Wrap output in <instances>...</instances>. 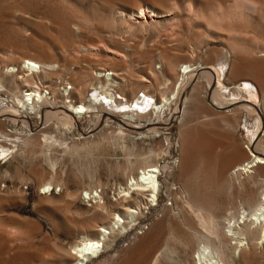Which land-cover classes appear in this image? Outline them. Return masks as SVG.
<instances>
[{
	"label": "rangeland",
	"instance_id": "rangeland-1",
	"mask_svg": "<svg viewBox=\"0 0 264 264\" xmlns=\"http://www.w3.org/2000/svg\"><path fill=\"white\" fill-rule=\"evenodd\" d=\"M241 1L0 0V68L9 65L19 66L20 60L28 56L36 59L38 57L40 60L46 58L44 61L55 64V70L58 63L90 81L96 71H113L118 81L127 84L121 92L114 89L118 100L124 102L125 99L129 100L131 91L140 87L139 81L146 80L148 84L146 81L144 83L149 85L148 79L155 71H160L161 62L164 64L173 62L172 64L177 66V72L184 63L192 64L194 67H201V64L205 63L203 68L216 75L218 67L215 66V60L220 53L224 62L226 52L230 47H234V44L239 51L241 50L239 54L246 57V49L252 48L258 42L264 43V37L260 34L261 22L257 16H254L255 18L242 16L241 20L240 15L227 13L229 6L232 7ZM140 8L144 9V16L141 15ZM151 9L154 13L150 12ZM258 21L260 23H257ZM249 60L253 62L252 59ZM255 60L254 63L262 64L261 60H259L261 62ZM227 69L228 66H225V73ZM242 74H245L244 71ZM69 76H66V79ZM236 78L238 81L246 79V76L239 73ZM190 79H184L178 95L182 88L189 87ZM196 80H199V85L189 103L187 102L186 115L180 122L181 126L176 119L182 115L184 106L174 98L177 92L175 90L170 96L167 108L162 113L153 115L152 121H145V124L160 122L157 126L161 131L153 134L146 128L141 129L140 126L145 125L142 122L137 127L139 126L140 131H145L147 136L137 135L133 138L135 152L146 154L148 149L156 148L158 144L164 146L163 157L155 160L160 165L162 175L159 179L164 185L159 204L151 203L150 207L147 206L140 218L117 233L114 244L111 243L107 248L103 247L100 258L90 264H101L104 261H107L105 264L109 262V264H193L191 262L193 240L189 228H185L181 220L184 218V221L187 220L186 222L192 225L196 222L190 213L182 210L184 200L181 198L185 196L181 192L182 188L188 186L191 189L189 193L191 200L197 201V197L202 200L203 196L207 204L204 198L200 203L205 202L204 206L213 214L223 217L240 212V202L237 198L239 195L264 191V184L258 177L257 184L256 179L248 178L247 174L237 178L246 184L242 191L237 186V180L229 187L225 181L218 180L215 174L220 163L218 158L216 159V148H221L218 151L219 155H225L236 144L244 148L254 146L255 140L252 138L249 140L246 132L255 131V120L248 116L245 110L237 112L236 107L248 105L259 109L260 93L253 85L245 86L242 82L228 86L232 80L228 75L220 78L221 84L217 83L216 77L210 85L205 78L198 76ZM10 82L11 78H7L5 86L8 87ZM90 83L94 86L87 87L91 92L85 93L83 101L96 105L97 113L77 116L71 126H59L60 128L57 126L59 128L57 130L53 119L52 124L55 127L51 124L47 127V133L58 137L57 139L66 145L79 144L84 141L82 137H90L93 134L94 140L103 133L112 137L118 132L120 121L125 119L114 115V109L107 104L102 105L100 101L92 99L93 87H97L99 91L104 88L102 83L94 81ZM147 85L142 88L140 94L158 102L160 98L158 93ZM178 85L177 83L175 89ZM162 88L165 87H160ZM232 88L237 94L230 91ZM215 89L225 94L224 99L217 96V100L222 101L220 106H215L212 102ZM187 91L185 98L189 96L190 88ZM0 101L6 103L0 102L1 120L5 118L4 107L12 109L13 105L9 99ZM18 116L24 117V113L9 112V117L15 119V123L0 121V151L2 147L5 151L8 149V152L0 156V264H60L63 261L61 257L63 251L74 245L79 232L82 229H91L87 227L102 222L101 217L95 213L91 214L92 211L88 213L86 202L75 200L76 194L87 187L95 188L101 184L107 199L114 200L115 197L112 198L114 195L118 197L120 186L126 184V179L117 170L118 162L122 164L124 162V153L120 146L124 143L129 145L132 139L127 137L120 140L121 143L116 141L117 146L115 142L109 141L103 148L89 155L82 151L78 154L71 153L64 149V145L46 146L37 134L34 136L35 144L27 147L19 140L21 135L28 134V130L22 124V118ZM27 121L32 129H39L43 125V120L38 117H27ZM179 133L182 137L190 133V137L194 136L193 138L197 142L201 141L203 146L202 148L197 145L196 149L194 148L188 164L189 170L187 169L186 176L181 180L174 176L180 158L176 143ZM260 139L264 150L263 132L255 144ZM233 172V169H229L226 176L234 174ZM249 172L253 175V170ZM51 179L59 184L53 189L52 195L44 199L41 194L42 185ZM193 181L195 187L192 193ZM175 188L180 191V196L172 198L166 196L168 189ZM230 203H234L235 206ZM166 206L171 207L172 217L169 222L163 214ZM161 223H164V228L158 229L159 225L163 227ZM200 230L203 231L202 228ZM220 231L226 232L227 229L220 228ZM202 234L206 233L203 231ZM144 238L150 239L139 251L131 255L130 249ZM224 241L226 244L230 242L223 249L227 257L231 258L228 257V260L232 264H264V260L253 256L250 250L239 253L238 249L232 248L235 241L229 239ZM230 245L231 248H228ZM140 254L145 259L144 263L139 259L142 258ZM187 255L191 260L188 261ZM111 256L113 259L109 260Z\"/></svg>",
	"mask_w": 264,
	"mask_h": 264
},
{
	"label": "bare ground",
	"instance_id": "bare-ground-1",
	"mask_svg": "<svg viewBox=\"0 0 264 264\" xmlns=\"http://www.w3.org/2000/svg\"><path fill=\"white\" fill-rule=\"evenodd\" d=\"M228 8L232 9H229V12L227 13L230 14V12H232V14H235L236 16L240 15V19L242 18V16L253 18H255L254 16H257L259 18V21L261 22L260 34L264 37V0H242L240 3H237L232 7L229 6ZM139 10L141 15L144 16V9L140 8ZM190 10L192 9L190 8ZM150 12L154 13V10L151 9ZM259 21L257 23H260ZM233 46L234 47H230L228 52H226V58L224 62L223 57L221 56L222 53H220L215 60V66L218 67V69L216 70V75L203 68V65H205V63L201 64V67H194V65L192 64L184 63L180 66V70L177 72V66L172 64L173 62L170 64H164L161 62L159 66V68H161L159 69L160 71H155L150 79H148L150 80L149 85H147L148 82L146 80L139 81L140 87L138 89L135 88L137 90L131 91L129 100L125 99L124 102L118 100V95L116 97V92L114 91V89H117L121 92L122 90H124L127 84L125 85L123 81H118L117 75L113 71H96L93 73L92 78L89 77L91 78L90 81L87 78L79 77L77 73H72L70 69H67L63 65H58V63L57 69L55 70V64H53L52 62L50 63V61H44V59L46 60V58L44 57L43 60H40L38 57L36 59V57L33 58L28 56L23 57L20 60L19 66L9 65L0 68V100L3 101L5 99H9L10 103L13 105L12 109L7 106L4 107L5 118L1 119L0 121H6V123L7 121H12L13 123H15V119L9 117V112H18L19 114L24 113V117H22L23 114L22 116L18 117L22 118L21 122L28 130V134H25L24 136L21 135L22 137L19 139L22 140V143H24L25 146H33L35 144L34 136H36L37 134L42 138L41 142H43L46 146H54L55 144H58V146L64 145V149L71 153L78 154L79 151H82L89 155L93 154V152L98 150L99 148H103V145H105V143L107 144V142L109 143V141L115 142V145L117 144L116 141L124 140L127 137H130L133 141H131L129 145L124 143L122 144V146H120L124 153V162L123 164L122 162H118L117 170L126 179V184L123 187L120 186V193L119 195L117 194L118 197L114 195L112 196V198L115 197L114 200L107 199V194L102 189L101 184H98L95 188L87 187L83 189L81 193L76 194V198L74 197L75 200L78 199L79 201L86 202L88 213L92 211L91 214L95 213L96 215L101 217L102 222L97 225L87 227L91 229H82V231L79 232L77 241L74 243V245L71 248L69 247V250L63 251V255L61 256L63 261L60 264H90L94 261H97L100 258L101 253L103 252V247L107 248L111 243L114 244L113 241L117 233L125 230L126 228H128V226L131 225L132 222L139 219L143 214V210H146L147 206L150 207L151 203L156 205L159 204V200L161 199V191H163L164 185L159 179L161 178L159 176L162 175L160 165L155 160L158 159V157H163L164 149L162 148L164 146L158 144V147L148 149V152L146 154L139 151L135 152V143L133 138H135V136L137 135L147 136L145 131H140L144 128L152 131L153 134L159 133L161 131L160 127L157 126L160 122L154 123V121L145 124V121H152L153 115H158L162 113L165 108H167V106L170 104V96L175 93V90H177V92L174 98H177L180 104L184 106V110L182 115L179 113L180 115L178 116V119H176L175 117L171 118H175L176 122H179L180 125V122L183 121L186 115V108L187 104L189 103L188 101H190V98H192L191 96L193 95V93H195V90H197V87L199 85V80H196V77L199 76L200 78L207 79L210 85L212 80H215V77L217 79V83L221 84L220 78L222 76L228 75L232 77V80L228 86H235L238 82L244 83L245 86L253 85L256 88L257 92L260 93L259 109L248 105H240L236 107V110L237 112L239 110H245L248 113L247 115L252 116V118L255 120V131L246 132V136L249 140L250 138H252L256 141L261 132H263L264 136V43L258 42L252 48L246 49V57H242V55L239 54L241 50L239 51V48L235 47V44ZM249 59H252L253 62H251V60ZM254 60H261L262 62H259H261L262 64H256L254 63ZM225 66H228L226 73L224 71ZM242 70L245 74H242ZM239 73L246 76V79L237 81L236 77ZM68 75L70 76L68 79H66V76ZM7 78H11V82L9 83L8 87L5 86ZM188 78H191L188 84V88H190V94L185 98V95H187L188 92V88H182L179 95L178 91L180 90L184 79L188 80ZM93 81L102 83L104 90L102 89L101 91H99L97 87H93L91 93L92 99L95 101H100L102 105L107 104L114 109V115H118L119 117L121 116V118L124 117L125 119H122V121H120L119 127H117L118 132H116V134L112 137H110L111 135L108 136L104 133H100L102 135H99L98 139L94 140L93 134L90 137H82L84 141L79 144H70L71 146L68 144L66 145L64 142L57 139L58 137L56 138L55 136L47 133V127L51 125L53 127L56 126L57 130L60 128L59 126H71L72 121H75L79 116L97 113L98 108L96 107V105L92 103L86 104L83 101L84 95L88 91L87 87L93 85L90 83ZM145 81L147 82V84L144 83ZM64 82L66 84H64ZM177 83L179 85L178 88L175 89ZM146 85L158 93L160 97L158 102L152 101L151 97L147 98L140 94L142 88ZM162 86H164L165 88L160 89V87ZM230 91L233 94H237V92L233 88ZM217 96L224 99L225 94H222L217 89L213 91V97L211 96L212 102L215 103V106H220L222 104V101L220 102L219 100H217ZM1 104L6 103L3 101L1 102ZM213 105L214 104L211 103V106L215 107ZM32 116L41 118V121L43 120V125L41 128L39 127V129H32L27 121V117ZM53 119L57 124H55V126L52 124ZM141 123L145 125L143 127L140 126V129L139 126L137 127V125ZM177 136L176 143L179 147L178 150L180 152V158L177 161V169L174 176H176V179L181 180L187 174L188 164L193 156L194 148L197 147V145L201 146V141L197 142L193 138L194 136L190 137V133L189 135L184 134L183 137L179 133ZM172 141L174 142V139ZM255 141L254 146L252 145V147L250 148H244L239 144L233 145L231 149L228 150L229 152L225 155H219L218 151L221 148L215 147L216 159L218 158L220 162L215 172L218 180H223L222 182L225 181L224 183H226V185L230 187L233 185L232 183L234 180H237V178H239L243 174V176L247 174L249 176L248 178L256 179V177H258L264 184V150L262 149V140H258L256 144ZM121 142L122 141H120V143ZM167 142L169 141L167 140ZM201 147L203 148V146ZM2 148L3 149L0 151V156L4 155L5 152H8V149H6L5 151V148ZM167 150H169V148ZM173 150L175 149H172V151ZM167 152L170 153L169 151ZM210 156L212 157V155ZM229 169H233L234 174H231L227 177L226 172ZM250 170H253V175H250ZM257 179L255 180V182L257 181ZM56 182L57 181L51 179L50 181L42 185V198L47 199L52 195L53 189L56 188L59 184H57ZM257 183L259 182H256V184ZM252 184L254 185V180ZM245 185L246 184L241 182L239 179L237 180V186L239 187V189H242V191ZM191 186L193 193V188L195 187L194 181L192 182ZM186 188L189 187L186 186ZM186 188H182L181 191L185 195L183 198H181V200H184H182V210L186 213H190V215L194 217L196 223L195 225L187 223V220L184 221V218L181 221L185 228H189L188 230L193 240V257L190 256L192 258L191 262H193V264H232V262L228 260L229 256L227 257L226 252L223 249L224 246L228 245V243L230 244V242L226 244L224 241L225 239H229V241H235V246L232 248L238 249L239 253H241L240 251L249 252L248 250H250L253 256L256 255L262 261L264 260V191H262L261 193L247 194L245 196L239 195L237 198L240 202V212H236L237 215L234 212L232 215L230 213L229 216L223 217L217 216L215 213L213 214L210 209L204 206V203L206 201L203 196L201 198L202 200L204 198L205 202L203 204L200 203L202 201L200 200V197L196 198L197 201H194L193 199L191 200L189 197L191 189L189 188L186 190ZM97 189H99V191ZM242 191L241 193H243ZM179 194L181 193L177 188L168 189V191L166 192V196L170 198H172L173 196L176 197V195L180 196ZM198 199L200 201H198ZM47 201L48 200H46V202ZM234 203L230 204L233 206ZM205 204H207V202ZM170 210L171 207L168 206L164 207L163 210V214L165 215L164 217H166L168 222L172 217H170ZM161 224H163V227L158 224V229L164 228V223ZM200 228L203 229V231L206 233V236L202 234L203 231H199ZM220 228H226L227 231L221 232ZM152 232L155 233L154 231ZM153 233L152 235H154ZM147 240L146 238H144L141 239L138 244L136 243L137 245L134 244L136 246L131 248L129 253H131L132 255V253L139 251L142 248V245L144 243L146 244ZM229 247L231 248V245L228 246V248ZM144 254L147 255L146 253ZM113 256H111V258L108 257L109 260H112ZM139 256H142V258L139 259L143 260L142 262L144 263L145 259H143V255L140 254ZM186 257L189 261V255H187ZM229 259L231 258L229 257ZM105 263H107V261H104L101 264Z\"/></svg>",
	"mask_w": 264,
	"mask_h": 264
},
{
	"label": "water",
	"instance_id": "water-1",
	"mask_svg": "<svg viewBox=\"0 0 264 264\" xmlns=\"http://www.w3.org/2000/svg\"><path fill=\"white\" fill-rule=\"evenodd\" d=\"M140 96V95H139Z\"/></svg>",
	"mask_w": 264,
	"mask_h": 264
}]
</instances>
